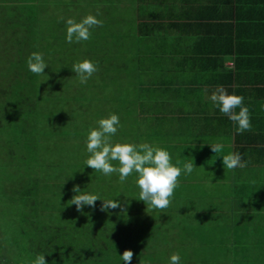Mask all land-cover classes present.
Returning <instances> with one entry per match:
<instances>
[{"label": "rangeland", "instance_id": "1", "mask_svg": "<svg viewBox=\"0 0 264 264\" xmlns=\"http://www.w3.org/2000/svg\"><path fill=\"white\" fill-rule=\"evenodd\" d=\"M2 1L4 3H0V67L2 65L9 67L8 71L14 70L19 78L28 75L32 77L26 61L33 52L42 53L48 67L45 68L44 74L33 76L35 79L31 81L34 86H24V95L29 93V96L18 98V110L9 111L8 116L5 111L2 113L0 110V163L4 164L0 165V264H25L28 259H34L35 254H29L28 242L33 241L30 243L35 245L37 240H41L42 238L37 237L41 231L51 230L47 226L51 225V217L55 218L57 214L56 209L46 211L47 207L42 204L45 199H41L38 205L32 193L20 197L19 194L8 192L6 184L9 183L4 178L11 174L9 178L20 176L28 179L29 174L34 173L40 178L39 185L44 187L47 195L53 194L56 190L55 181L61 178V176L55 178L59 169L67 173H63L62 179L67 187L63 201L69 205L68 201L76 194L72 189L78 185L82 191L97 194L101 199L119 200L125 208V212H121L119 208L101 211L103 202L98 200L94 208L85 205L82 212L77 211L75 205H70L66 213L63 212L64 216L69 214L72 217V214L77 212L76 217L81 220L80 224L83 226L88 224L86 219L88 217L99 223L110 221L113 227L115 221L121 220L122 222H119L123 229L128 231L134 229L133 232L137 235L139 230L149 234L145 241L147 244L141 245V252L133 255L137 256V259H132L131 264H170V256L173 253L180 255L179 264H228L230 257L224 255L222 251L226 250L228 245L227 247L218 245L219 252H216L214 248L217 245L210 248L197 235L199 227L196 220H192L188 226H184L182 221L184 216L197 217L199 214L198 225L214 228L220 239L217 240L219 243L232 239V235L226 237V234L216 230L217 224H223L219 218L224 214L216 205L219 204L220 208L226 209L227 202L225 195H217L223 185L213 182L207 170H199L202 178L196 180L194 185L191 183L188 185L181 173L178 178L180 183L174 191L170 206L161 211L151 209L143 201L138 200L140 190L135 183L136 173L129 176L126 182L120 183L118 174L105 176L102 172L85 165L89 156L86 148L89 129L97 127V121L109 114H117L122 125L112 137L113 142L136 144L144 142L142 140L145 133L144 123L142 128L137 125L145 116L137 117L141 114L140 104L133 103L126 110L127 113L131 112L132 117L122 116L126 115L124 107L116 106L118 101L115 98L120 94L126 97L128 93V98L134 101L138 95L141 96L133 85H128L132 84L129 81L133 78L126 74V70L116 71L115 74L111 73L105 77L102 75L103 67L102 69L99 67L101 71L94 73L86 84H81L76 73L72 71V65L85 58L96 64L109 63L113 56V48L117 50L115 56L117 60L114 61L119 66L123 65L118 57L121 52L124 59H127L129 55L127 49L131 43L127 34L131 32L120 30L128 25V21L124 19L112 24L108 22L109 24L102 27H94L91 29L92 35L89 40L68 43L66 20L74 18L79 22L88 14L95 15L98 11L101 13L99 5L89 4L88 0L70 6L38 4L35 3L36 0ZM97 17L109 16L101 13ZM11 55L19 57L12 60ZM107 55L111 57L108 58ZM20 70L24 71L25 75H20ZM111 75L119 77L120 84L112 83L108 79ZM1 80L3 79L0 78ZM26 82H29V79L21 81L22 84ZM14 133H17L18 142L13 140ZM169 149L170 155L173 156L175 149ZM113 164L118 162L114 161ZM26 173L29 174L25 176ZM196 173L197 170L194 169L187 176L191 177ZM33 180L35 182L36 179ZM24 184L22 188L25 190L37 189L29 182ZM182 206L186 207L187 211ZM118 253L120 255V251ZM118 258L120 259V256ZM256 259L257 257L253 261ZM258 262H261L260 257ZM117 264L124 262L120 259ZM260 264H264V261Z\"/></svg>", "mask_w": 264, "mask_h": 264}, {"label": "crops", "instance_id": "2", "mask_svg": "<svg viewBox=\"0 0 264 264\" xmlns=\"http://www.w3.org/2000/svg\"><path fill=\"white\" fill-rule=\"evenodd\" d=\"M82 1L33 2L70 6ZM88 1L109 16L97 17L103 25L128 21L120 31L131 32L126 59L130 83L141 94L146 112L140 115L153 117L152 131L142 140L168 152L175 149L173 164L192 160L197 173L190 177L182 172L188 185L202 178L199 170L223 185L217 195L226 196L227 207L216 208L224 213L219 219L226 237L232 235L228 243L238 237L237 227L244 243L264 242L259 231H245L264 226V0ZM221 85L229 94L243 96L250 131L237 134V126L207 99ZM217 142L224 148L215 154L209 144ZM229 152L241 153L247 166L225 169L222 156Z\"/></svg>", "mask_w": 264, "mask_h": 264}, {"label": "trees", "instance_id": "3", "mask_svg": "<svg viewBox=\"0 0 264 264\" xmlns=\"http://www.w3.org/2000/svg\"><path fill=\"white\" fill-rule=\"evenodd\" d=\"M0 3H4V2L0 0ZM116 51L117 50L113 48V51H112L113 56L109 63L103 62L101 64L100 62H97L98 70L101 71L103 67L102 75H104L105 77L110 75L111 73L115 74L116 71H124V70H126L125 72L127 75H131L130 74L131 70L128 67L127 60L126 59L123 60L124 55L121 52L119 54L118 59L121 60L124 64L119 66L114 61V60H117L115 57L117 55ZM107 56L108 58L111 57L110 55H107ZM11 57H13L12 58L13 60L14 58H18L19 56L11 55ZM11 63H14V62L11 61ZM4 67H7V66L4 65ZM4 67L3 65L0 67V78L3 79L0 81V110H2L1 111L2 113L5 111L6 115L8 116L9 111H12V110L15 111L19 109V106L17 103L18 98H25L29 96L28 92H27L28 95H24V92H23L24 86H34V83L32 81L35 79L33 77L35 76V74L32 73L33 75L32 77L30 75L26 77H20L22 80L25 78H27V80L29 79V82L22 84L21 83L22 80H20L18 74L14 70L8 71L9 67L7 68H4ZM99 67H101V69H99ZM19 72H20V75L21 74L25 75L24 71L20 70ZM108 79L112 83L120 84L119 77H115L111 75V78H108ZM128 85H131V84H128ZM140 98L136 99L135 101L132 99H129L128 93L126 97L122 96L121 94L119 97L116 96L115 99L118 101L116 106L121 105L125 109L126 115H122V116L132 117L131 112L128 111L129 113H127L126 110H128L133 105V103H136V104L139 103L140 105H142L140 103L142 102ZM141 111H142L141 114L143 113L145 114L146 112L143 110ZM143 116L144 115H140V116L138 115L137 117H143ZM142 119L143 120L140 122V124H137V125H140V127L142 128V125H143L142 123H144V127H145L144 135L148 134L149 136L152 131L151 120L153 119V117L149 114V115H145ZM136 121H139V120H136ZM124 133H127V132L124 131ZM16 136H17V133H14L13 134L14 142L19 141V139H17ZM30 161H31V158H30ZM30 161L28 160V162ZM0 165L4 166L2 162L0 163ZM28 167H31V166H28ZM63 173L67 174L62 169L58 170V173L55 176V178L58 176H61V178L58 181H55L56 190L53 191L54 192L53 194L48 193L47 195H45L47 192H44V187L42 185H39L41 183L40 178L35 176L36 174L34 173H32L33 175L26 173L25 176L27 174L30 175L28 179H24L23 177H20V176L19 177L17 176L15 178L14 177L9 178L11 174L9 176L7 175V178L6 177L4 178L9 183L8 185L6 184V187L8 188V192L19 194L20 197L21 196L24 197L32 193L35 195V200L38 203V205L40 204L41 199H45L44 203L42 202L41 203L47 207L48 209L46 210L47 212H49V210H54V209H56L57 211L55 218L51 217V220H50L51 225L47 226V228L48 229L50 228L51 230H45V232L41 231L42 233L37 238H42V239L37 240L35 245L30 243L33 241L28 242L30 245L29 254L31 255L35 254V257L38 254H44L47 264H117V261L121 259V254H123L124 250H131L134 253V255L137 253H140L142 249L141 245L147 244L145 243V241H146V237L149 234L147 232L145 233V231L139 230L138 231L139 235H137V233L134 234L133 232L134 229H130L129 231L126 229H123L122 225H120V222H122L121 220H119L120 222L115 221V223H113L115 224V226L113 227L111 226L110 221L109 223H104V222L99 223L97 221H94L92 217L86 218L88 224H85L86 226H83L80 224L81 220L78 217H76L77 212H74L75 214H72V217H70L69 214L68 215L65 214L66 216L63 215V212L66 213V211L69 209V206H70L69 203L63 201L65 199L64 193L67 190L66 189L67 187H65L62 181L64 177ZM33 179H36L35 182ZM31 180L33 182H31ZM26 182L31 183V185L33 187H36L37 189L35 190L23 189L22 187L23 185H25L24 183ZM182 208L187 211L186 207L182 206ZM197 215H198L197 217H194V216L182 217L184 226H188L190 222L192 223V220H196L197 226L199 227L197 230L198 231L197 235L200 236L203 243H207L208 247L214 248L213 245H217L216 248H214L216 252H219L218 245H225V246L228 245L229 247L226 250H222L225 253L224 255H228L230 257L229 259L230 262L228 264H260L262 262V261L261 262H258V261H259V257H261L264 253V247H263L264 242H261L258 244L257 243H244L242 241L243 239L240 237L241 232L237 227L235 228L234 232H236V235H238L239 238L235 237L234 241H232L231 243H228V242L219 243L220 241L219 242L217 241V240H220L218 238L217 231H215V229L212 227H207L206 225L199 226L198 224L200 223V220L197 219L199 217V214ZM247 219H250L249 214H247ZM52 220L54 221V223ZM40 222H42V220ZM216 230H218V232H222L225 234L227 228H224L222 225L217 224ZM194 231L195 230H193L192 232L194 233ZM245 231L246 232L248 231V234H252V235H257L258 234L257 231H259V235H262V234L264 235V226L257 225L254 228H250L248 226V228H245ZM260 239L261 241H264V236ZM118 251H120V255ZM119 256H120V259L118 258ZM135 257L133 256V259H137V256ZM256 257L257 259L254 262L253 260ZM34 259H28L29 261L26 262L25 264H32ZM249 261H253V263H249ZM215 262L217 263V261Z\"/></svg>", "mask_w": 264, "mask_h": 264}, {"label": "clouds", "instance_id": "4", "mask_svg": "<svg viewBox=\"0 0 264 264\" xmlns=\"http://www.w3.org/2000/svg\"><path fill=\"white\" fill-rule=\"evenodd\" d=\"M101 13L95 15L88 14L77 22L74 18L66 20V40L68 43L87 41L90 39L94 27H102L103 21L97 19ZM63 19V18H61ZM27 67L30 72L36 75L44 74L48 67L42 53L33 52L27 58ZM72 71L81 84L87 81L98 71V66L90 59L77 61L72 65ZM207 94L208 90H204ZM213 106L228 117L236 125V133L242 134L252 128L249 109L244 106V98L241 95L229 94L221 85L207 95ZM239 108L237 112L236 109ZM97 127L90 128L86 139V148L89 153L85 165L95 171L102 172L105 176L118 174L119 182L124 183L128 177L136 173V185L139 188V199L151 209L163 211L168 208L175 189L179 186V177L182 171L191 174L194 170L192 160H176L172 163L170 153L163 147L143 143L113 142L112 137L116 135L118 129L122 127L117 114H109L106 118L97 121ZM211 151L222 152L224 144L217 142L209 144ZM118 164H113V162ZM222 163L225 169L244 168L247 162L243 160L239 152H229L222 156ZM254 183V181H253ZM72 191L76 193L70 201V205H75L77 211L83 210L84 206L95 207L96 202L101 200V211L109 209H121L125 212L119 200L101 199L99 195L84 192L78 185ZM134 253L131 250H124L121 260L124 264H131ZM180 255L173 253L170 256V264H179ZM32 264H47L44 254H38Z\"/></svg>", "mask_w": 264, "mask_h": 264}]
</instances>
